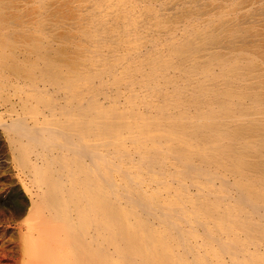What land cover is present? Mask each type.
<instances>
[{"label": "bare ground", "instance_id": "1", "mask_svg": "<svg viewBox=\"0 0 264 264\" xmlns=\"http://www.w3.org/2000/svg\"><path fill=\"white\" fill-rule=\"evenodd\" d=\"M0 134L19 264H264V0H0Z\"/></svg>", "mask_w": 264, "mask_h": 264}, {"label": "rangeland", "instance_id": "2", "mask_svg": "<svg viewBox=\"0 0 264 264\" xmlns=\"http://www.w3.org/2000/svg\"><path fill=\"white\" fill-rule=\"evenodd\" d=\"M2 135L0 134V247L9 252V255L10 250H14L12 255L19 264L21 253L17 246L20 237L18 227L25 222L24 195L19 180L21 173L13 162L6 138ZM9 261L3 259L0 264Z\"/></svg>", "mask_w": 264, "mask_h": 264}]
</instances>
